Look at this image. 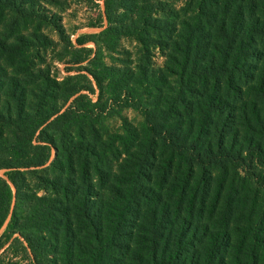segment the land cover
I'll return each instance as SVG.
<instances>
[{
	"label": "trees",
	"instance_id": "1",
	"mask_svg": "<svg viewBox=\"0 0 264 264\" xmlns=\"http://www.w3.org/2000/svg\"><path fill=\"white\" fill-rule=\"evenodd\" d=\"M0 4L22 19L32 17L35 11L32 4L27 8V0H0ZM132 6L129 7L127 0H104L107 27L98 34L78 37L77 43L84 45L91 40L98 44L99 39L107 36L109 38L104 45L111 48L122 37L135 36L145 44H151L154 38L149 35L150 29L161 27L154 23L157 20L143 14L142 28L135 21H126L130 17L128 14L137 9ZM147 7L142 5L141 10ZM124 8L127 10L121 12ZM199 9V15L207 19V24L183 21L176 37L168 36L167 40L170 64L166 70L179 76L181 91L177 92V88L173 87L160 100L164 101V105L161 102L162 106L157 105L154 101L155 106L148 107V103L144 107V103L148 102L145 96L152 95V92L144 89L140 92L135 90V86L144 88L150 81L146 72L135 79L134 88L123 90L124 99L138 102L147 118L143 125L147 134L145 141L140 142L141 150L133 154L129 164L136 184L131 189L126 188L131 200L123 196L127 195L125 191L110 182L111 178L117 181L121 178L112 176L100 165L102 139H90L83 133L78 138L72 134L75 127L83 131L90 124L94 129V111L88 105L95 104L81 94L90 88H62V84L55 81L51 84L49 77L43 73L42 77L48 82L44 84L45 88H39L43 97L34 93L37 100L27 102L26 88L21 83L22 87L13 83V88H8L0 80V98L3 95L14 100L0 102V171L5 170L0 175V231L6 225L0 235V251L7 245V251L18 246L28 256L27 264H232L227 254L232 250V259L243 264L241 255H245L248 246L258 239L253 234L256 229L252 225L258 197L249 200L248 195L243 197L241 192H235L234 185L228 187V175L232 167H253L255 161L262 164L263 145L249 148L248 155L243 156L242 134L233 125L236 112L232 111L233 114L226 120L216 118V113L228 107L220 97L214 99H219V102L211 105L206 102L202 106L198 102L197 115L185 118L183 111H194V107L190 106L192 100L186 97V93L201 95V88L207 90L203 86H208L211 79L217 82L218 90L223 78L229 88L245 78L251 79L246 85L257 87L264 93V68L250 60L253 58L264 63V57L258 56L256 44V36L264 34V21L261 23L259 14H256L260 10L264 12V0H202ZM162 29L171 30L169 27ZM85 50L82 48L83 52ZM21 57L26 60L24 53ZM97 59L96 54L90 60V53L86 50L83 60L76 62L88 60L87 71L98 84L103 77L119 82L115 70ZM13 78L16 80V77ZM154 82L157 88V80ZM192 83L201 85L200 90L193 88ZM185 87L186 92L183 90ZM238 88L242 89L241 86ZM133 89L135 94H132ZM61 95L63 102L59 104L57 100ZM209 96L206 94L205 101H211L212 96ZM48 99L51 100L46 102ZM244 113L245 107L240 115ZM163 115L176 116V119L169 118L163 122ZM260 118L258 116L257 120L260 133L264 136V121ZM184 127H187V132ZM203 135L212 138L207 142ZM52 149L56 151V158L47 165ZM171 150L172 154L167 155ZM186 151L189 154L185 157ZM176 157L187 163L189 173L178 192L179 196L172 203L161 192L169 180L162 181L160 190L150 187L147 191V184L152 181L147 169L160 163L164 166L161 169L163 174L169 175ZM51 168L54 171L51 175H40V172L48 173ZM31 176L40 180L46 194L39 195L40 188H35ZM198 181L202 183L201 193L200 185L192 186ZM103 189L117 191L126 198L121 205L114 206L119 211L116 214L119 219H126V224L121 221L123 228H137L136 232L129 230L123 234L126 236L125 243L118 242L115 233L104 241L103 221L112 212ZM224 193L227 195V206L222 210L219 206ZM171 195H174L173 191ZM232 203L238 204L236 214L244 213L241 206L250 210L247 218L251 225L238 238L229 230L234 216ZM141 207L144 208L139 222L124 216L125 211L132 213L141 210ZM208 211L211 212L212 225L226 227L210 229L206 222L186 223L196 212L203 216ZM111 246L117 247V255L112 252ZM7 264L17 263L8 261Z\"/></svg>",
	"mask_w": 264,
	"mask_h": 264
},
{
	"label": "rangeland",
	"instance_id": "2",
	"mask_svg": "<svg viewBox=\"0 0 264 264\" xmlns=\"http://www.w3.org/2000/svg\"><path fill=\"white\" fill-rule=\"evenodd\" d=\"M27 2L28 4H25L27 8L32 4L35 11L32 17L24 19L22 17L18 18L11 10L0 4V80L8 88H13L11 85L13 83L16 86L20 85L22 87L23 85L28 96L27 102L37 100L34 93L42 96V91L39 88L41 86L44 87V84L48 83L42 77L43 73H46L49 77L51 84L55 81L62 84V88L67 86L71 89L84 86L90 88V90H83L81 94H85L87 99L91 100L92 104H95L94 106L88 105L94 111L93 121L95 123L92 122L94 129L92 130V125L90 124L86 125L83 131L75 127L72 129V134L78 138L83 133L90 139H102V162H100V165L106 168L112 176L117 175L121 178L118 181L111 178L110 182L116 184L120 190L127 193L126 188L131 189L136 185L129 164L133 154L140 152V142L145 141L144 138L147 134L143 130V125H145L147 118L143 107H140L138 102L130 101L131 98L129 100L124 99L125 93H123V90L134 88V84L137 83L136 80L141 78L142 74L146 72L150 81L146 83L144 88L137 84L135 86V90L138 89L140 92L143 89L144 91L152 92V95L147 94L145 96L148 102L145 101L144 107L148 103V107L152 106L154 101L157 105H161V103L164 105V101L161 102L160 100L166 93L171 92L173 87L177 88V92L181 91L179 76L171 75L166 70V66L170 64L168 57L170 48L167 47V40L169 41L168 36L176 37L177 32L182 29L181 22L183 21L191 22L192 24L195 22L207 24V19L199 15L198 12L202 0H149V2H145V0H127L129 7L133 4L132 8L134 10L135 8L137 9L135 12L128 14L130 17L126 21L129 23L135 21L136 25L142 28L144 27L143 18L147 16L157 20L154 23L161 29H150L149 35L154 38L151 44L148 42L145 44L135 36H124L115 47L111 48H107L104 45V42L109 38L107 36L99 39L98 44L91 40H88L84 45L77 43L78 37L98 34L107 27L104 0H27ZM142 5L148 7L142 11ZM208 6L211 8L209 2ZM138 7L140 8L138 9ZM126 10L124 8L121 12ZM142 14L144 16H141ZM256 14H259L258 16L262 23L264 21V12L260 10ZM167 27L171 28V30L163 31L162 28L166 29ZM173 30L177 31L172 32ZM17 44L19 46L14 47ZM256 44L259 50L258 56L264 57V34L256 36ZM82 48H86L89 51L90 60L97 54V60H101L103 64L113 68L115 75L119 76L120 81L114 83L110 78L103 77L101 83L98 84L87 71L89 61L76 62L78 59L83 60L86 55V50L83 52ZM23 53L25 54V61L21 57ZM250 60L258 64L260 68H264L263 61L256 62L253 58H250ZM13 77H16V80H13ZM156 80L157 88L154 82ZM248 80L251 79L245 78L243 81L238 82L235 85L236 87L233 85L232 88H229L223 78L221 87L218 90L217 82L211 79L208 86H203L207 90L201 88V95L186 93V97L192 100L190 106L194 107V111L188 109L183 111V117L185 118L197 115L198 102L202 103V106H205L206 102L211 105L213 102H219V99H214L220 97L223 102L227 103L228 107L222 109L221 113H216V118L226 120L230 114H233L232 111L236 112L233 125L238 127L242 134L241 146L244 157L248 155L249 148L257 147L258 144L263 145L264 149V136L260 133L261 127L257 120L258 116H261L260 120L264 121V93L257 87L246 85ZM191 86L200 90L199 86L201 85L192 83ZM238 86H241L242 89L238 88ZM186 88H183L185 92ZM135 90L133 89L132 94H135ZM206 94H210L209 97L212 96L211 101H205ZM50 100L48 99L46 102ZM72 100L73 98L68 105ZM0 102H14V100L11 97L2 95ZM57 102H60L59 104L63 102L62 95ZM177 107L180 108V105L178 104ZM243 107L246 108V113L240 115ZM159 117H161V113ZM163 117V122L169 118L171 120L176 119V116L170 115H163ZM183 125L186 126L185 124ZM184 131H188L187 127H184ZM211 138L212 136L203 135V139L207 142ZM168 154H172V150ZM188 154L186 151L185 157ZM55 158L56 151L52 149V156L47 165L54 161ZM163 167L162 164L155 163L147 169L151 173L149 178L152 180L147 184V191H149L150 187H153L154 190H160L162 181L169 180V183L164 185L161 192L165 198L172 201L179 196L178 192L182 188L183 181L187 180L189 168L185 161L179 160L177 157L174 160L171 171H169V175L163 174L161 170ZM246 167L247 165L239 168L232 167L228 175V187L234 185L235 192H241L243 197L248 195L249 200L256 198V196L258 197V207L255 210L252 224L253 229H256L253 234L258 239L248 246L245 255H241V261L243 264H264V161H262V164L255 161L253 167ZM4 172L5 170L0 171V175H3ZM53 172L51 168L48 173L40 172V175H51ZM147 178L144 180H147ZM31 182L35 185V188H40L39 195L46 194V190L42 189L44 187L38 178L31 176ZM196 185H200V187ZM201 185L202 183L198 181L192 186L198 187L200 189L199 193H201ZM171 191L174 192V195H171ZM102 193L106 197L108 204L111 205L110 210L112 212L107 216V208L109 206L105 209L107 217L103 221V227L105 228L104 241L115 233L117 235L116 240L125 243L126 236L124 235L129 230L136 232L137 228L136 226L123 228L121 221H125L124 224H126V219H119L118 215H116L119 211L114 206L121 205L123 199L126 201L124 197L131 200L130 192L127 195H123L124 197L117 191L111 192V190L107 189H103ZM226 196L224 193L220 199L219 208L222 210L227 206L225 203L227 202ZM149 204H147L146 208ZM232 204L234 205V216L229 230L231 229L234 236L238 238V236L242 237L248 226L251 225L247 218L250 210L241 206L244 213L236 214L235 209L238 208V204ZM143 208L141 207V210L132 213L125 211L124 216H130L132 220L139 222V216ZM210 215V211L203 216L196 212L194 217H189L186 223L200 224L206 222L210 225V229H214L216 226L226 227V225L222 224L212 225ZM131 224L133 225L134 223L132 222ZM5 227L6 225L1 229L0 235ZM249 235L252 236V233ZM251 240H253V237ZM7 247L8 245L0 251L2 259L0 264H7L8 261L11 263L16 262L17 264H27L29 262V260L26 261L28 256L24 255L18 246L12 251H7ZM4 250L6 251L4 252ZM111 250L116 255L119 252L115 246H111ZM230 253L234 252L230 250L227 253L232 264H238L237 261L232 259Z\"/></svg>",
	"mask_w": 264,
	"mask_h": 264
}]
</instances>
